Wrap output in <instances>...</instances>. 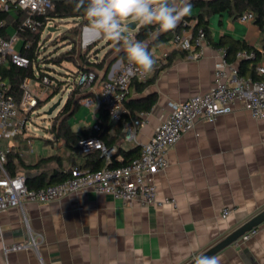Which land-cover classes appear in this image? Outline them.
<instances>
[{"label": "crops", "instance_id": "obj_1", "mask_svg": "<svg viewBox=\"0 0 264 264\" xmlns=\"http://www.w3.org/2000/svg\"><path fill=\"white\" fill-rule=\"evenodd\" d=\"M195 1L189 0L191 13L181 19L177 29L186 19L196 23L194 17L199 9ZM209 27L210 34L198 59L172 48L171 31L152 36L145 43L156 61L150 72L151 78L156 79L143 91L133 86L127 101L147 103L152 100L154 105L148 111V123L139 130L136 142L125 140L126 127L118 131V123L109 132L108 140L119 136L117 145L113 146L117 148L118 161L124 159L122 149L129 151L139 147L140 152L173 106L204 94L214 86L216 65L224 58L218 46L222 38L262 49V33L254 22L242 23L227 13L214 14ZM128 33L132 36L134 32ZM169 33H172L170 40L156 43ZM85 38L93 39L90 33H86ZM81 39L82 31L77 38V50L85 55L86 61L79 60L78 65L65 63L73 64V68L64 64L68 73L64 80L76 86L84 63L99 79L112 77L117 68L115 56L125 52L124 46L110 57H106V51L104 54L96 52L97 46L87 54L88 48L83 47L85 41L80 42ZM103 59L105 65L100 68L97 64ZM234 64L239 69L238 61ZM90 97L96 101L92 108L81 103ZM78 98L79 107L74 114L77 111L80 114L74 123L69 121L74 114L68 119L70 131H91L101 123L106 111L99 106L91 90L82 91ZM22 135L11 142L12 152L23 159V164L15 159L17 174L26 175L34 185L43 173L51 177L59 164L64 171L75 165L93 168L97 160L102 166L107 165L101 154L85 158L77 146L74 149L72 142L57 139L53 132L50 141L53 149L42 151L34 150L32 140H26L31 136ZM8 145L10 142L5 139L0 147L5 149ZM52 156L60 161L54 160L39 169L26 167ZM168 158V167L156 174L155 181L158 199L162 202L175 200V204L126 205L92 191L51 203L28 202L24 209L12 208L0 214V264H188L264 210V120L255 119L244 104L236 103L232 113L213 121L197 122L195 128L171 148ZM226 209L231 214L224 218ZM256 230L249 240H239L214 256L219 264H264V223ZM32 237L37 241V248L7 251L14 244L29 242Z\"/></svg>", "mask_w": 264, "mask_h": 264}, {"label": "built area", "instance_id": "obj_2", "mask_svg": "<svg viewBox=\"0 0 264 264\" xmlns=\"http://www.w3.org/2000/svg\"><path fill=\"white\" fill-rule=\"evenodd\" d=\"M55 9L53 0H0V10L9 12L14 18L12 24L0 21V66L9 68L17 66L28 68L30 59L23 54L31 49L33 40L29 35L45 29L53 22H43L42 17L47 16ZM14 10L17 14L12 13ZM253 13H245L239 18L242 23L254 22ZM14 24H17L14 26ZM50 28V27H49ZM195 22L183 20L180 28L171 30L173 36L169 41L172 48L186 52L193 59L202 55L201 49L207 40L204 29L194 30ZM86 26L82 30L83 47L87 49L96 42V39L86 40L88 33ZM5 33V35H3ZM18 47H20L18 49ZM40 50H43L41 41ZM223 60L216 65L215 84L206 93L191 97L182 104L173 106L169 116L164 119L151 140L144 144L138 157L130 163L109 167L117 154V148H108L99 136H90L79 141V147L84 155L99 153L106 160L107 165L92 171L82 166H74L68 171V178L58 184L46 188L31 189L27 185L24 174L11 176L4 168L7 154L12 152L11 142L29 128L28 122L32 113L39 106V102L57 85L51 77L44 75L41 79L26 78L21 84L22 97L17 101L10 95L9 86L0 78V144L8 139L10 146L0 147V214L12 208L24 209L26 203L45 204L62 200L69 196L85 194L89 191L97 194L111 196L126 205L140 204L142 207L175 204V200L158 199V189L155 176L165 170L169 165V151L182 138L193 130L199 121H213L221 115L230 114L236 103H242L257 120H264V63L262 61L256 68L257 75L263 79L254 80L239 75V69L234 63H229L225 57V49H221ZM167 53L163 55L165 59ZM255 51H240L237 60H255ZM166 62V61H164ZM131 69V70H130ZM151 73L141 74L140 71L128 61L117 62L112 77L99 79L95 71H82L78 73L76 86L68 84L69 96L74 88L82 91L91 90L101 106L114 123H120L131 111L126 101L131 93L134 82L146 83ZM69 83V82H68ZM81 103L92 108L96 101L94 98H85ZM148 112H141L139 117L125 128V140L136 142L139 130L148 123ZM100 131V124L94 126ZM231 214L229 209L223 212L226 218ZM257 233L256 229L246 233L240 240L247 241ZM37 241L31 238L29 242L14 244L8 250L19 251L37 248Z\"/></svg>", "mask_w": 264, "mask_h": 264}, {"label": "trees", "instance_id": "obj_3", "mask_svg": "<svg viewBox=\"0 0 264 264\" xmlns=\"http://www.w3.org/2000/svg\"><path fill=\"white\" fill-rule=\"evenodd\" d=\"M55 4V9L53 12H50L47 16L42 17L41 20L43 22H63V21H72L73 27L70 29L69 34L65 36V40H69L70 49L63 51L61 53H51L46 54L43 50H40L39 42L42 38V31L43 28L40 29L37 33L33 35H29L30 38L33 40V45L31 49L24 51L23 54L26 55L31 64L28 68H20L17 66H11L9 68L1 67L0 66V78L3 82L7 83L9 86V94L15 97L17 101H20L22 97V89L21 84L26 78H34V79H41L44 75L51 77L53 80L56 81L57 85L54 86L51 92L46 96L45 99L39 102V106L37 109L41 108L43 105L47 104V102L51 101L57 94L61 93L63 88L68 87V80H64L67 78L66 74L63 72L58 71L57 69H65V63H74L78 65V61L85 62L86 57L85 55L82 56L77 48L75 43L77 42V38L80 35L83 28L88 24V19L84 14L83 9L79 11L76 10L75 4L77 0H53ZM196 8L199 9V13L194 17L196 19L195 23V32L199 29H204L206 31L207 37L210 34V17L214 14L222 15L227 13L230 17L234 18L235 20H239V18L244 15L245 13H253L255 16L254 23L259 27L262 33V49L258 50L254 47L250 46L246 42H239L234 41L232 39H228L226 37L222 38L221 41L218 43V46L221 49H225V57L229 63L237 62V54L240 51H255L257 57L255 60H241L238 61L239 63V75L245 78H253L254 80L263 79L257 75L256 68L260 64L262 60H264V0H196L194 2ZM6 21L7 24H12L14 18L12 14L9 12L0 10V21ZM190 20V19H187ZM17 24H14L16 26ZM156 30L155 25L144 26L141 25L131 36L130 39L135 41H140L143 43L149 42L152 37V33ZM129 34V33H128ZM5 35V33H3ZM172 33L168 35L161 36L156 43L159 41H168L170 40ZM118 47V49L123 45V42H116L110 41ZM96 44H92L87 49V54L90 50L95 48ZM149 51V50H148ZM150 53V51H149ZM106 57L108 54H106ZM122 58L123 61H127L126 52L120 53L116 56L115 61ZM90 63V62H88ZM85 64V63H84ZM82 64L81 71H90L87 67ZM100 68H103L105 65V60L103 59L100 61L99 64ZM155 77L150 78L146 83L134 82L133 86L136 87L138 91H143L148 86L155 82ZM82 95V90L80 88H74L73 92L68 97V100L62 110L59 112L57 117L55 118V123L52 124V132L55 133L56 138L60 139L63 138L66 140L67 143L72 142V147L76 149L78 147V152L83 157H88L92 154L84 155L82 154L79 141L83 138L90 137V136H99L106 144L108 148H113V146L117 145L119 140V136L112 137L108 140L109 132L115 127V123L112 122L107 114V112L102 116L101 123H100V131H95L92 129L91 131H79L74 133L70 131V127L68 125V119L74 114V112L79 107V98L78 96ZM128 108L131 111L130 116L124 118V120L118 123L117 130L125 128L129 125L132 120L136 119L138 114L145 111L148 112L154 105V102L148 101L147 103L144 102H137V101H126ZM92 134H89V133ZM139 147L133 148L129 151H125L122 149V153L124 154V159L122 161H118L117 157H114L112 162L109 164V167H118L123 166L130 163L134 158L138 157ZM15 159L18 160L21 164H23V159L17 156L14 152H10L7 154L6 162L4 163L5 170L11 175L15 176L17 174L16 163ZM54 160L58 162L57 156L48 157L46 159H40L39 162L35 165H26L27 169H39L44 164L50 163ZM96 167L89 168L92 171L99 170L104 166L101 165L99 160L94 162ZM76 166V165H75ZM74 167V166H73ZM72 167V168H73ZM88 168V166H83ZM1 173V172H0ZM68 171H64L62 168V164H59L58 169H55L52 172L51 177H47V174H41L38 178L39 182L37 184L29 183L27 180V185L31 189L37 188H46L51 185L58 184L68 178Z\"/></svg>", "mask_w": 264, "mask_h": 264}, {"label": "clouds", "instance_id": "obj_4", "mask_svg": "<svg viewBox=\"0 0 264 264\" xmlns=\"http://www.w3.org/2000/svg\"><path fill=\"white\" fill-rule=\"evenodd\" d=\"M76 10L83 9L88 19L86 31L94 39L123 42L129 65L141 74L154 69L156 63L147 45L124 35L126 19L144 26L155 25L153 38L175 29L181 19L191 13L189 0H77ZM131 70V69H130ZM200 264H219L216 257H201Z\"/></svg>", "mask_w": 264, "mask_h": 264}, {"label": "rangeland", "instance_id": "obj_5", "mask_svg": "<svg viewBox=\"0 0 264 264\" xmlns=\"http://www.w3.org/2000/svg\"><path fill=\"white\" fill-rule=\"evenodd\" d=\"M12 13L14 15L17 14L14 10H12ZM130 22H133V21L126 19L122 22V27L124 28L125 33L132 32L126 29L127 24H129ZM49 27L55 28L56 31L49 32ZM72 27H73L72 21H63V22L57 21V22H53L48 27H46L42 31V38H41V45L43 46L42 48H43L44 53L46 54L61 53L63 51L70 49V45L68 44L69 40H65V36L69 34L70 29ZM82 40L83 39H81L80 42H82ZM95 44H96L95 47L97 46L99 48L96 52H101L102 54H104V52L106 51V54H108V56L116 55V53L119 50L116 44L110 42L109 40L98 39L95 42ZM75 45H76V48L79 47L78 42H76ZM19 48L20 47H18V49ZM73 64H65V66L69 68H73ZM57 70L65 74H68L66 69H57ZM68 97H69V91L68 90L63 91L57 94L51 101L47 102V104L43 105L39 109H36L34 113H32L31 119L27 125L29 128L25 129L22 132V134L31 136V137H28L26 140H32L34 150L37 149V151H42L44 149H53L52 142H50L51 140H53L51 127H52V124L55 123V117L59 114V112L65 106L68 100ZM59 100H62L61 106L53 113L52 116H48L46 112L54 104H56ZM79 114H80V111H77L69 119V121L71 123H74L76 117Z\"/></svg>", "mask_w": 264, "mask_h": 264}, {"label": "water", "instance_id": "obj_6", "mask_svg": "<svg viewBox=\"0 0 264 264\" xmlns=\"http://www.w3.org/2000/svg\"><path fill=\"white\" fill-rule=\"evenodd\" d=\"M139 27L138 22H130L127 24L126 29L128 31L135 32ZM56 29L53 27L49 28V32H55ZM124 35L127 37H130V34L127 32H124ZM122 58L118 59V63H122ZM62 100H59L56 104H54L47 112L46 114L48 116H52L53 113L61 106ZM57 117V116H56ZM55 117V118H56ZM264 223V210L255 215L253 218H251L249 221L244 223L242 226L238 227L234 231H232L230 234H228L224 239H222L220 242L215 244L214 246L210 247L208 250H206L204 253L196 257L194 260L189 262L188 264H200L201 257H214L226 248L232 246L233 244L237 243L246 233L252 231L253 229L258 228L260 225Z\"/></svg>", "mask_w": 264, "mask_h": 264}]
</instances>
